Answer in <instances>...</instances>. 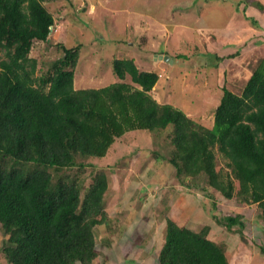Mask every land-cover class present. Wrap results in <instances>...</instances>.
<instances>
[{
	"label": "trees",
	"instance_id": "trees-1",
	"mask_svg": "<svg viewBox=\"0 0 264 264\" xmlns=\"http://www.w3.org/2000/svg\"><path fill=\"white\" fill-rule=\"evenodd\" d=\"M55 1L0 0V254L6 262L93 264L98 231L116 229L105 211L107 177L96 171L82 190L79 176L70 173L90 166L86 160L103 158L127 132L166 129L173 147L168 163L180 183L190 180L199 191V181H205L227 200L257 205L264 255V58L240 95L221 88L207 128L181 109L160 104L151 95L159 75L139 71L132 59L112 60L123 82L75 89L80 45L58 44V57L36 75L37 62L29 55L35 42H49L61 19L43 5ZM250 21L257 24L254 17ZM212 218L244 241L242 216ZM164 223L158 264H228L226 247L208 239V226L194 231L171 218ZM99 244L112 246L109 237Z\"/></svg>",
	"mask_w": 264,
	"mask_h": 264
},
{
	"label": "rangeland",
	"instance_id": "rangeland-1",
	"mask_svg": "<svg viewBox=\"0 0 264 264\" xmlns=\"http://www.w3.org/2000/svg\"><path fill=\"white\" fill-rule=\"evenodd\" d=\"M255 3L263 8L258 9ZM43 5L56 20L61 19L48 43L35 42L32 47L29 57L37 62L36 75L58 57V44L66 48L80 45L75 89L123 82L114 74L112 60L132 59L139 71L159 75L151 95L160 104L181 109L207 128H211L221 88L240 95L264 58V0H58ZM252 17L257 24L250 21ZM231 55L234 57L226 59ZM165 56L171 61L160 59ZM124 83L131 82L126 78ZM168 135L169 129L127 132L103 158L86 160L92 167L70 173L79 176L82 190L91 185L96 171L107 177L105 211L116 229L98 231V257L93 264H138L149 249L141 248L144 236L137 240L138 234L133 239L128 230L131 235L144 230L151 242L158 237V241L154 239L156 250H150L156 252L164 238L165 218L194 231L208 226V239L216 244L230 237L241 240L239 233L228 231L212 218L232 214L246 221L243 242L253 241L254 245H247L260 256L263 235L257 205L241 204L236 197L227 200L205 181H199L204 186L199 191L188 185L190 180L180 183L168 163L173 150ZM217 164H222L219 157ZM101 237H109L111 248L98 247ZM2 240L0 226V246ZM137 246L140 259L125 255L128 249L132 255ZM149 258L150 253L142 263L150 264ZM0 264H8L2 254Z\"/></svg>",
	"mask_w": 264,
	"mask_h": 264
},
{
	"label": "crops",
	"instance_id": "crops-1",
	"mask_svg": "<svg viewBox=\"0 0 264 264\" xmlns=\"http://www.w3.org/2000/svg\"><path fill=\"white\" fill-rule=\"evenodd\" d=\"M145 226L150 227L149 225H145ZM145 226H144V228H145ZM165 227L166 226H165V223H164V226H163V229H162V231L164 233H165ZM138 231L139 232L133 233L134 235H131L130 233H132V231H129L128 230L127 235H129L130 237H132L134 239V236L139 234L137 240L140 239V238L143 239V236H144V240H145L144 243H146V244L143 243V246H141V248H144V249L145 248H148L149 249V251H147L148 253H146L143 256V258L140 259L139 247L137 246V250L135 252H133L132 255L130 254V249H128V251L126 252L125 255H129V257H138L139 256L138 258L140 259V261L138 262V264H144L142 262H144L147 259V254L150 253V258L148 260V261H150V264H158V262H157V256H158L159 250L161 249L162 245L164 244V238H161L162 244L157 247V251L155 252V250H156V242L155 241L156 240L158 241L159 238L156 237L157 239L154 238L155 241L153 239L152 240L153 242H151V240H147L145 238L144 230L138 229ZM153 232L155 234L157 231L154 230ZM127 235H125L124 237L127 238ZM241 240L240 239H237V238L235 239V238L230 237V240L224 241V243L221 242V244H223L226 247V259H227L228 264H264V257H263L264 255H262V254H260V256L259 255H256L255 254L256 252L255 251H252L250 249V246L247 245L250 242H251L250 244H253L254 245V242L253 241H249L248 243L245 244V242H243V240L242 241ZM211 241H213V240L211 239ZM229 241L232 242V245L229 244ZM135 244H136V242H135ZM129 246H128V248H129ZM154 248H155L154 252H150V250H153ZM151 253H154L156 255V257L152 256ZM256 256H258V257H256Z\"/></svg>",
	"mask_w": 264,
	"mask_h": 264
},
{
	"label": "water",
	"instance_id": "water-1",
	"mask_svg": "<svg viewBox=\"0 0 264 264\" xmlns=\"http://www.w3.org/2000/svg\"><path fill=\"white\" fill-rule=\"evenodd\" d=\"M160 59H164L165 61H171V60L169 59V57H167V56H165V57H160Z\"/></svg>",
	"mask_w": 264,
	"mask_h": 264
}]
</instances>
